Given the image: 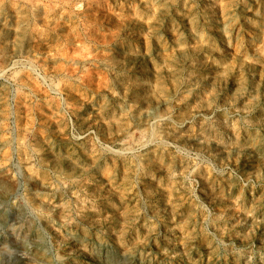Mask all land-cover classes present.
I'll return each instance as SVG.
<instances>
[{
    "label": "rangeland",
    "instance_id": "1",
    "mask_svg": "<svg viewBox=\"0 0 264 264\" xmlns=\"http://www.w3.org/2000/svg\"><path fill=\"white\" fill-rule=\"evenodd\" d=\"M0 264H264V0H0Z\"/></svg>",
    "mask_w": 264,
    "mask_h": 264
}]
</instances>
